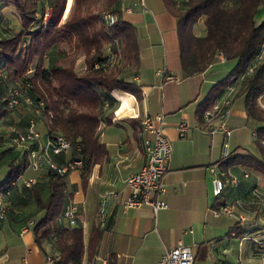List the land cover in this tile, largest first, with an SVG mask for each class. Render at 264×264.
<instances>
[{"label":"crops","instance_id":"1","mask_svg":"<svg viewBox=\"0 0 264 264\" xmlns=\"http://www.w3.org/2000/svg\"><path fill=\"white\" fill-rule=\"evenodd\" d=\"M71 4L72 0H67V9ZM126 7L132 11L126 12ZM120 8L121 18L132 27L133 55L119 53L110 61L118 64L121 78L137 93L111 91L115 109L110 122L101 123L99 128L104 152L86 177L79 169L67 175V191L72 196L69 202L76 205L77 213L72 225L63 215L61 227L82 228L83 264H160L163 255L180 243L190 246L194 264H264V204L252 196L254 188L264 190V177L242 166H231L226 170L238 184L228 183L219 196H214L211 169L223 171L222 137L195 129L201 119V104L223 71L183 75L176 19L165 9L163 0H121ZM196 33L204 34L201 24ZM123 47L121 43L120 52ZM81 61L79 57L77 65ZM165 75L175 79L167 80ZM5 95V89L0 88V102ZM259 102L264 108V95ZM154 114L162 115L163 133L170 142L163 177L166 208L156 214L149 206L124 210L123 201L129 195L125 180L145 163L147 135L141 120ZM35 121L43 142L48 135L44 121ZM182 121L190 129L180 138L176 127ZM227 124L231 150L260 155L254 141L248 149L241 147L243 133L252 132L241 98L232 101ZM11 133V117H0V188H5L12 170ZM63 155L62 160H56L63 162L70 157L69 153ZM46 170L26 169L5 200L0 264H46L50 256L56 235L40 248L34 240V225H29L43 216L29 188L35 185L43 197L48 195ZM27 179L33 183L26 185ZM218 200L224 201L223 206H232L233 213L220 212L223 206L216 209Z\"/></svg>","mask_w":264,"mask_h":264},{"label":"trees","instance_id":"2","mask_svg":"<svg viewBox=\"0 0 264 264\" xmlns=\"http://www.w3.org/2000/svg\"><path fill=\"white\" fill-rule=\"evenodd\" d=\"M165 9L176 19L180 69L184 76L207 71H223L211 85L201 104L200 116L220 96L236 85L233 96L243 101L246 119L256 132L253 141L260 155L231 150L220 159L223 170L235 165L264 177V16L257 18L264 0H163ZM121 0H72L66 16L67 0H0V88L6 91L0 102V117H11L12 132L24 130L30 120L42 118L49 135L61 134L72 145L69 156L82 161L78 169L86 177L99 161L104 147L99 143L100 124L109 123L115 109L113 89L137 93L124 81L112 55L132 56L134 35L130 23L121 18ZM12 5L19 29L2 20L4 7ZM50 9V18L42 27V18ZM116 20L108 26L104 14ZM203 26L198 35L196 27ZM124 47L120 52V44ZM74 53L66 64L68 56ZM81 57L77 66L75 61ZM223 59V60H222ZM252 66V71L245 73ZM243 76L242 80H239ZM2 86V87H1ZM19 87L23 97L18 104L7 105L10 87ZM42 103L39 114L35 107ZM12 135V133H11ZM79 146L80 149L76 150ZM12 148V170L5 182L9 199L11 189L27 169L25 148ZM62 153L56 156L63 159ZM48 195L31 186L36 205L43 216L33 227L35 243L44 249L52 236L50 257L55 264H83V231L79 226L61 227L71 193L66 176L47 169L44 173ZM224 201L218 200L219 209ZM48 257V256H47Z\"/></svg>","mask_w":264,"mask_h":264},{"label":"built area","instance_id":"3","mask_svg":"<svg viewBox=\"0 0 264 264\" xmlns=\"http://www.w3.org/2000/svg\"><path fill=\"white\" fill-rule=\"evenodd\" d=\"M126 12H131L130 7L125 8ZM50 18V9H46L42 18V27L47 25ZM103 19L108 26H112L116 20L113 14H104ZM252 71V66L246 69L245 73ZM163 73V72H161ZM167 80L175 79L173 76L165 75ZM243 76L239 80H242ZM236 85L229 87L221 97L212 105L211 108L205 110L195 124V129L207 132L210 136L220 134L221 142V159H227L230 156V135L231 130L227 124L228 117L231 113V105L233 96L236 91ZM19 98H24L25 102H30L28 97H23L19 87H10L7 105L12 107L18 104ZM42 103L35 107L34 113L40 112ZM163 117L160 114L147 115L141 120V129L147 136L144 140L145 163L141 169L130 174L125 184L129 189V195L123 201L124 210H132L149 206L156 214L159 210L166 208V203L162 199L165 193L163 177L165 174V164L170 155V142L163 133ZM178 136L184 137L190 129L187 122H180L177 127ZM252 135L256 132L252 130ZM42 136L38 131L36 121L30 120L29 126L25 130H14L10 137V144L16 148H25L28 156L27 169L38 171L42 168L51 170L56 175L63 177L71 171L82 166V161L76 156H70L67 160L59 162L56 156L62 153H71V143L61 134L47 135L46 139L41 142ZM80 147L77 146L76 150ZM213 175V195L219 196L226 184L237 185L238 179L229 173V170L217 171L216 168L211 169ZM244 177H248V173L243 171ZM26 185L33 183L32 179L24 180ZM8 191L0 189V224L5 214V200ZM252 196L256 202L264 204V190L254 188ZM240 205L239 202H237ZM233 213L232 206H223L220 212ZM219 212V211H218ZM77 207L73 202H69L64 211V217L72 225L75 223V215ZM35 222L31 220L29 225L33 226ZM46 264H55L54 260L48 256ZM160 264H194V256L190 246L178 244L176 247L167 251L160 260ZM244 264V263H242Z\"/></svg>","mask_w":264,"mask_h":264},{"label":"rangeland","instance_id":"4","mask_svg":"<svg viewBox=\"0 0 264 264\" xmlns=\"http://www.w3.org/2000/svg\"><path fill=\"white\" fill-rule=\"evenodd\" d=\"M70 7L71 6H68V9H67V7H66V9H67V12H65V15L64 16H66L67 14H68V12H69V10H70ZM1 15H2V20L4 21V22H6V21H8L9 23V25L10 26H14V27H16L17 29H19V21H18V19H17V17H16V15H15V8H13V6L12 5H8V6H6V7H4L3 8V10H2V12H1ZM264 16V6H262L260 9H259V11H258V13H257V18L258 19H260V18H262ZM75 54L74 53H71V55H69L68 57L69 58H67V62H66V64H68L69 63V61H71V59L72 58H76V56H74ZM78 59L79 58H77L76 59V61H75V64L77 65V62H78ZM2 87V86H1ZM243 135H245V137L243 138L244 140H243V143H242V145L243 146H241L242 148H249V147H251V146H253V139H252V132H251V130L250 131H246L245 132V134L243 133ZM231 136V135H230ZM229 141H230V139H229ZM230 143V142H229Z\"/></svg>","mask_w":264,"mask_h":264},{"label":"bare ground","instance_id":"5","mask_svg":"<svg viewBox=\"0 0 264 264\" xmlns=\"http://www.w3.org/2000/svg\"><path fill=\"white\" fill-rule=\"evenodd\" d=\"M66 11H67V9H66ZM126 105V104H125ZM123 106V105H122ZM122 109H124V108H122ZM127 109V108H126Z\"/></svg>","mask_w":264,"mask_h":264}]
</instances>
